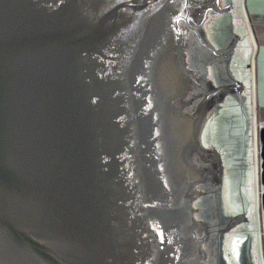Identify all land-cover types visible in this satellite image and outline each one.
Masks as SVG:
<instances>
[{
    "label": "water",
    "instance_id": "water-1",
    "mask_svg": "<svg viewBox=\"0 0 264 264\" xmlns=\"http://www.w3.org/2000/svg\"><path fill=\"white\" fill-rule=\"evenodd\" d=\"M188 2L0 0V264H203L189 156L221 98L193 112L225 86L196 58L181 112ZM203 17L228 69L240 39L210 51Z\"/></svg>",
    "mask_w": 264,
    "mask_h": 264
},
{
    "label": "rangeland",
    "instance_id": "rangeland-1",
    "mask_svg": "<svg viewBox=\"0 0 264 264\" xmlns=\"http://www.w3.org/2000/svg\"><path fill=\"white\" fill-rule=\"evenodd\" d=\"M241 2L243 3L244 0H241ZM240 10L242 11L241 7L240 9L237 8V12H240ZM225 15L226 17L224 19L219 17L216 20H213L214 17L211 18V16H209L203 23V29L207 35L210 49L214 51H223V45L228 44L231 37H234L235 35H244V37H240V42L236 46L228 69L224 68L225 74L227 75L226 78L224 75L225 80L221 82L217 74V76L215 75V78L218 82L214 81L212 68H209L207 69L209 76L206 75V83L213 86H224V83L228 84V79H233L235 82L246 84L247 88L245 90L246 93L244 94H247L248 103L251 106L253 105L255 97L251 41L249 38L244 39L246 34L245 27H243L244 23L234 22L232 24L235 28H232L233 26L231 27L227 13H225ZM243 39L245 41H243ZM185 41V61L186 66L190 70L193 69V71H196V58L207 59L206 62H208V64L213 62L212 58L205 53L204 46L200 41H194L193 33L187 35ZM232 106L234 107V121L230 122L231 118L227 117L225 119L227 123L226 125L237 121L239 131L243 133L242 142H247L250 145L255 139V136L252 133V130L250 131L251 134L248 132L247 128L251 125V129L253 128L254 119L252 117L248 119L246 117L243 119L244 115L241 96L240 99L234 97ZM228 109V102L226 100H221L220 105L214 114L208 116L203 121L202 128L199 132L200 143L202 142L203 144L211 145L213 148H218V142L214 135L217 134L219 127L221 128L220 130L224 131L225 124L223 125L222 123ZM258 187H261L258 163L257 157L254 156L253 153H249L247 158L241 161L233 172L228 168L226 160L224 163L221 162L218 188L214 194V200L216 202L214 211L216 216L214 214L212 215L222 230L221 234L228 233L226 238L231 239V245L228 248L225 247L227 249L224 248V254H228V257L232 260L233 264H262L259 234L264 230V221L263 209L260 203L261 192H257ZM194 216L197 220L200 219L198 214ZM208 223L210 222L208 221ZM250 239L252 240V252H250L249 248L248 256L246 255L245 258L241 250H243L246 241L248 243ZM251 240L249 242H251Z\"/></svg>",
    "mask_w": 264,
    "mask_h": 264
},
{
    "label": "crops",
    "instance_id": "crops-1",
    "mask_svg": "<svg viewBox=\"0 0 264 264\" xmlns=\"http://www.w3.org/2000/svg\"><path fill=\"white\" fill-rule=\"evenodd\" d=\"M217 5H233L231 12H206L204 17L202 18V24L204 23L205 19H207L209 16L214 17L213 20H216L217 18L224 19L226 17L225 13H227V17L230 20V24L232 28H235V26L232 24L234 22H243L245 27V38H249L251 41V55L253 59V77L255 79V97L253 100V105L250 106L248 103V97L245 90L247 88V85L244 83L235 82L233 79H228V84L224 83V86H231L233 84H237L240 89V96L242 99V106H243V119L247 117L253 118V128L251 129V126L247 128L248 132L252 130V133L255 136V139L252 141V144H248L247 142H242V134L239 131L238 122L235 121V123H230L229 125H226V118L230 117V122L234 121V107H229L227 110V113H225V117L223 119V125L225 127L224 131L217 130V134L214 135L215 139H217L218 142V149L223 152V163H228V168L231 172L236 168L238 164H240L241 161L247 158V155L250 153H253L254 156L257 157V163H258V173H259V181L260 186L258 187V191L263 192L264 188L261 184V159H260V147L261 142L259 140V130L264 127V0H244L242 3L241 0H216ZM243 6V8H242ZM242 9L240 12H237V8ZM211 14V15H210ZM237 14V15H236ZM234 37L241 39L240 37L235 35ZM243 39V41H245ZM210 51H214L210 49ZM209 55V54H208ZM210 56V55H209ZM211 57V56H210ZM212 58V57H211ZM213 62L209 63L206 62V75L209 76L207 69L214 67L213 69V79L214 81L218 82L216 80V76L218 74L221 82L225 80L227 75L225 74L224 67L220 66L213 58ZM213 65V67H212ZM216 75V76H215ZM225 75V78H224ZM246 85V86H245ZM232 99L234 100V97H237V93H231ZM225 100V95H222V99ZM252 115H251V114ZM234 128V130H233ZM246 130V132H247ZM251 133V132H250ZM251 133V134H252ZM233 134H235V143L231 144L230 141L234 140ZM247 134V133H246ZM261 188V189H260ZM260 189V190H259ZM259 193V192H258ZM260 203H261V195H260ZM260 254H261V262L264 264V230L260 232ZM251 240V239H250ZM249 240V241H250ZM231 239L228 240L227 243H223V248L229 247ZM248 244L247 241L243 247V250H241L243 256H248V250L252 247V240ZM225 248V249H227ZM251 254V253H250ZM226 256V255H225ZM242 256V259H243ZM225 262H232V260L229 259L228 256H226V259H224Z\"/></svg>",
    "mask_w": 264,
    "mask_h": 264
},
{
    "label": "flooded vegetation",
    "instance_id": "flooded-vegetation-1",
    "mask_svg": "<svg viewBox=\"0 0 264 264\" xmlns=\"http://www.w3.org/2000/svg\"><path fill=\"white\" fill-rule=\"evenodd\" d=\"M206 5L203 4L202 0H189L188 5L189 8L192 9V12L195 13V16L188 15L187 22L182 18V16L178 20L179 27L183 30L184 36L186 39L187 35L193 33L196 39L200 38V30L201 24H197L200 20V16L203 17V11L206 6L212 8L214 6L213 0H207L205 2ZM186 9H184L185 11ZM207 12H212L208 10ZM184 16V15H183ZM192 16V17H191ZM194 18V19H193ZM188 45V44H187ZM186 45V46H187ZM186 49V47H185ZM187 56V54H186ZM210 68V67H209ZM189 69V68H188ZM190 70V69H189ZM191 77H187L185 79V89L180 99L181 102V112L184 114V108L187 103L191 104L194 101L195 97L191 98V101L184 100L185 95L187 96L188 91L191 85L199 86V80L197 78V74L193 69L190 70ZM213 73V69H212ZM235 86H225L221 92H208L198 100L196 104V109L193 113H195L199 108L207 111L210 108L215 107L219 99L222 98V94H225V91H228L225 95V100L228 102L229 107L232 106V94L234 92ZM190 115V114H187ZM234 130V128H233ZM234 140L230 141L231 144H234L235 134L232 135ZM203 152H199L197 149H192L189 159L192 165L193 175L191 179L194 183V189L196 190V195L193 198L192 206L194 208V215L198 214L200 219L198 220L200 224L203 226V240H202V250H203V264H232L231 262H225L226 256L224 254L223 243H227L229 238H226V233L221 234V228L216 222V219L212 214L215 215V200L214 194L216 193V182L220 177V165L223 162V152L218 148H213L209 144H203L201 142ZM213 151H217L219 153V159H214L212 157ZM204 216V218H203ZM216 216V215H215ZM207 220V221H206ZM208 221L210 223H208Z\"/></svg>",
    "mask_w": 264,
    "mask_h": 264
}]
</instances>
